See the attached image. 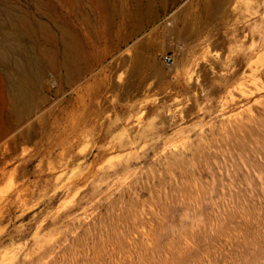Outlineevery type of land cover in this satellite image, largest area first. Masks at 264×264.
Wrapping results in <instances>:
<instances>
[{"label":"rangeland","instance_id":"rangeland-1","mask_svg":"<svg viewBox=\"0 0 264 264\" xmlns=\"http://www.w3.org/2000/svg\"><path fill=\"white\" fill-rule=\"evenodd\" d=\"M0 10L38 19L52 42L12 41L27 45L21 66L40 45L49 61L23 121L0 68V264H264V0H0ZM167 52L182 84L222 81L224 59L223 76H239L190 102Z\"/></svg>","mask_w":264,"mask_h":264},{"label":"bare ground","instance_id":"bare-ground-1","mask_svg":"<svg viewBox=\"0 0 264 264\" xmlns=\"http://www.w3.org/2000/svg\"><path fill=\"white\" fill-rule=\"evenodd\" d=\"M2 18L7 19L8 23L4 24L3 22H1ZM17 23H19L23 28L19 27ZM50 24L53 25L54 23L51 22ZM58 30L60 32H63L64 34V31L61 27L58 28ZM39 33L43 34V36H46L44 39V43L48 45L52 43L50 41L51 34H49V30L38 19H16L14 17V14L9 12L8 10H0V35L2 36V39H0V68L4 71V75L1 76V81L3 87L7 89L6 92L7 94H9V98L12 99V102L14 104V115H11V118H14L15 116L16 121H21L23 118L27 119V117H31L33 116V114H35L36 82L39 81L44 67L49 65V61L42 60V57L47 56V54H44L42 52V50L40 49L41 45L39 47L37 58L33 56H26V63L23 66H21L16 61V58L14 59V56L22 51L23 46H27H21V43L23 41H26L27 44H34V39L38 36ZM14 39L22 42L16 46L12 42ZM64 45L66 48L67 60L72 67V76H78L80 74L79 64L81 62V56L78 52V48L77 46H74V44L70 42L68 38H64ZM255 89L258 90L259 88ZM259 92L261 91L258 90V93ZM9 121L10 119L5 121L3 131L5 130V126H7V122ZM11 125L13 126V122Z\"/></svg>","mask_w":264,"mask_h":264},{"label":"crops","instance_id":"crops-1","mask_svg":"<svg viewBox=\"0 0 264 264\" xmlns=\"http://www.w3.org/2000/svg\"><path fill=\"white\" fill-rule=\"evenodd\" d=\"M233 45V41L231 42V40H227L223 45L219 46L218 50L220 52H222V55L224 56V58L227 56L228 54V49L229 47ZM204 48V47H202ZM198 54H201V52H199V48H198ZM204 54V53H202ZM175 59V58H174ZM247 62V54H245L241 59H240V67L243 65H246ZM225 63V59L221 61V69L219 70V78L220 82H214L211 81L206 87L205 85H199L197 81H194V84L189 82L188 84H182L181 82H177L176 78H180L182 74L185 75V72L179 70V69H170L171 70V77L173 79V81H175V88L177 90V92L179 93L180 96L182 97H188L190 102H202L204 101V98H201L202 96V91H204V89L206 88L208 90V92L210 93V95L216 96V95H221L225 90H227L232 83L235 82V80L238 78V72L237 73H232V72H228L227 76H223L224 72L223 66ZM175 64V63H174ZM242 66V67H243ZM241 67V68H242ZM202 77L205 78L206 77V70L203 66L202 68ZM209 77L211 76V74L209 73L208 75ZM167 87V83L165 85ZM173 86L171 85V88ZM173 99V96H171V100Z\"/></svg>","mask_w":264,"mask_h":264},{"label":"built area","instance_id":"built-area-1","mask_svg":"<svg viewBox=\"0 0 264 264\" xmlns=\"http://www.w3.org/2000/svg\"><path fill=\"white\" fill-rule=\"evenodd\" d=\"M161 59H162L163 65L166 69H171L174 66L175 59L171 53L167 52V53L163 54Z\"/></svg>","mask_w":264,"mask_h":264}]
</instances>
